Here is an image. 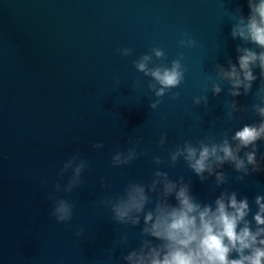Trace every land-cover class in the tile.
Segmentation results:
<instances>
[{"label":"water","instance_id":"obj_1","mask_svg":"<svg viewBox=\"0 0 264 264\" xmlns=\"http://www.w3.org/2000/svg\"><path fill=\"white\" fill-rule=\"evenodd\" d=\"M238 4L247 15L245 0H0V264H105L110 254L112 264H122L130 248L118 246L119 238L127 234L131 248L137 247L139 226L117 224L98 201L122 193L129 181L149 183L157 168L174 180L183 176L201 202L211 203L221 190L235 191L248 197L255 212L264 172L237 183L238 173L226 163L228 182L214 190V177L201 182L182 158L168 163L169 152L185 140H219L225 131L230 137L258 122L251 93L228 96L225 82L219 95L210 92L214 66L236 62L239 40L230 36L229 12ZM181 33L196 46L181 47ZM153 47L165 53L163 60L153 57L154 64L170 65L182 55L186 69L183 83L171 90L179 99L166 93L155 110L149 108L156 99L147 89L149 78L132 64ZM123 48L132 54L121 55L117 49ZM205 94L206 108L192 105L194 96ZM232 99L243 111L229 120ZM98 142L104 147L93 148ZM132 147L143 155L111 165L115 152ZM258 148L259 156L264 146L258 142ZM74 153L87 161L82 184L56 192L54 184L63 188L72 174L59 172ZM155 156L164 163L154 164ZM50 196L75 203L70 225L51 217ZM79 227L84 233L77 238Z\"/></svg>","mask_w":264,"mask_h":264},{"label":"clouds","instance_id":"obj_2","mask_svg":"<svg viewBox=\"0 0 264 264\" xmlns=\"http://www.w3.org/2000/svg\"><path fill=\"white\" fill-rule=\"evenodd\" d=\"M245 3L247 15L243 14L242 4L229 12L230 36L239 40L235 47L236 62L229 58L226 67L214 66L215 77L209 78L210 92L213 96L219 95L224 90L220 82H225L229 86L228 96H248L251 93L256 101L251 108L259 118L258 122L243 125L230 137L225 131L219 140L206 137L195 144L185 140L168 154L170 165L182 158L201 182L214 177V190L228 182L222 170L226 163L238 173L234 177L237 183L243 182L251 173L264 172V152L257 155L258 142L264 146V0H245ZM181 37L178 41L181 47L196 46V41L187 33H181ZM117 51L127 57L133 50L123 48ZM153 57L163 60L165 53L153 47L132 64L137 72L149 78L147 89L156 98L151 100L149 108L155 110L161 103L160 98L183 83L186 69L181 62L182 55L173 59L170 65H156ZM254 82L258 83L253 92ZM179 97V92H171L170 99ZM192 105L206 108L208 95L194 96ZM241 111L242 106L232 99L226 105L225 116L231 120ZM166 139L167 134L162 133L159 144L164 145ZM92 147L101 149L104 145L98 142ZM140 155L143 153H137L135 147L125 152L117 151L111 156V165H128ZM153 163L161 165L164 160L155 156ZM86 168L87 161L74 153L59 172L63 176L71 169V176L63 188L59 182L54 184V190L72 192L82 184L81 174ZM100 182L102 187H107L103 178ZM150 194H155L154 201ZM169 197L175 200V204L169 201ZM49 199L53 201L51 217L57 223L70 225L75 203L53 196ZM98 202L110 210L112 220L117 224L139 226L141 239L137 247L131 248L127 234L119 238L118 246L130 248L120 257L122 264H264V195L254 197V213L248 197L238 198L235 191L221 190L211 203L201 202L191 194L189 183H185L183 176L174 180L157 168L149 183L129 181L122 193L102 196ZM250 213L251 220L248 219ZM83 233V227H79L73 235L79 238ZM112 260L110 254L105 264H112Z\"/></svg>","mask_w":264,"mask_h":264}]
</instances>
